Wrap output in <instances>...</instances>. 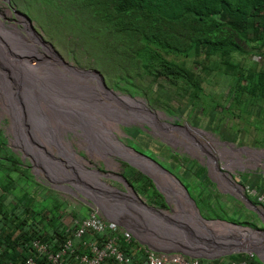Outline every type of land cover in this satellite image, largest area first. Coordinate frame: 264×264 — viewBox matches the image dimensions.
Wrapping results in <instances>:
<instances>
[{
    "label": "trees",
    "instance_id": "1",
    "mask_svg": "<svg viewBox=\"0 0 264 264\" xmlns=\"http://www.w3.org/2000/svg\"><path fill=\"white\" fill-rule=\"evenodd\" d=\"M43 1L49 5V8H53L60 3L74 4L80 16L84 20L86 19L87 25L97 28L98 34H95V38L97 41L103 43L104 46L102 45V48L105 58L111 64L114 63L113 66L116 63L117 57L122 62L119 63L120 65L116 69L118 77L115 76L114 80H123L128 84L127 87L130 88L132 87L131 82L133 77L130 76L132 72L135 76H150L159 86L155 91L151 90V94L154 95L150 99L161 104L168 114H172L171 105L168 102L173 100L179 92H182L186 96L187 102L191 105H188V107L190 106L189 112L195 117V120L198 115L200 116V114L202 115L207 112L208 117L213 116L216 113V101L214 103L212 100L213 96H216V93L209 92V90L205 92L202 85L205 76L212 74V72L230 78L234 82L232 85L229 84L225 90H228L227 98H230L235 107L240 104L244 105V103L249 105L250 102L253 103L257 99L264 98V67H252L248 69L241 62L234 59L235 53H246L247 50L242 46L243 41L246 45H250L252 42L256 43L254 46L250 45L251 48H257L264 55V0ZM5 35V31L0 25V40ZM37 55L38 52L31 54L34 59L32 61L35 65L40 66L43 61L38 60L36 58ZM263 55H261V58ZM49 62L50 65L55 64L56 67L58 66L52 57ZM13 71L16 70L12 69L11 72ZM64 75L68 81L63 86L69 95L84 98H89L91 94L97 95L98 85L96 81L81 82L69 74L64 73ZM243 82H246V84H243ZM114 85L121 87L116 82ZM22 92L24 93V89ZM108 92L111 95V92ZM112 92L114 93V91ZM32 94L35 103L32 104L28 98L25 102V107L21 110L20 104L10 97V90H8L7 86L0 87L3 110L12 113L10 114L12 122L9 129L16 133L15 144L22 146L25 142L29 143V152L36 155L41 151L32 145L37 139L34 138L31 132L39 134L42 137H49L51 129H54L55 132L61 133L58 137L59 140L55 138V144L61 153V157L69 159L70 164L77 170H74V175L77 178L91 182L90 176H88L89 171L86 167L96 168L95 164L90 163L87 158L82 159L79 157L73 150L72 141L66 139L65 136V131L73 129L74 126L68 124L66 119L60 117L61 115L57 111L59 108L52 106L49 100L38 89H33ZM114 94L127 104L141 106L149 110L147 105L141 100L131 99L128 96H121L117 93ZM62 97L65 100L59 101H62L61 103L64 104L72 102L82 103L81 100L70 99L65 95ZM9 99L13 104L14 112H12L11 107L7 106ZM58 99L61 98L58 97ZM165 103H168L170 107ZM174 106H176V110H183L181 103H177ZM116 109L122 119L136 122L137 120H141L139 112L135 109L123 107H117ZM90 110H93L102 119V129H106V125L104 124L106 118L114 116V110L110 107L96 108V106H90ZM52 113L62 121H65V123H54L50 120L48 129L42 125L41 116H50ZM23 114L24 118L28 120L26 127L30 128L31 132L27 130L23 132L18 129V127L20 128L18 121L21 122ZM158 114L163 115L160 112ZM183 127L199 135L201 140L196 138L195 140L191 139L183 132H172L175 135L180 134L182 136L180 140L185 144L193 145L191 149L197 155L207 154V162L210 168H213V172L217 179H219L220 184L222 186L230 185L241 195L240 186L230 179V174L228 172H216L215 167L216 160L220 161L221 155L224 156L223 159L225 160L226 157L232 154V149L228 150L227 147L217 148L216 146L221 144L220 141L211 137L205 131L194 129L189 124H185ZM128 131L133 139L139 135V129L137 130L136 127L128 128ZM206 135L210 139H207ZM74 136L84 137V140L81 141L86 143L85 148L89 152V156L95 158V160L99 158L110 162L112 168L116 164H120L115 159L116 156L102 155L93 144L89 146V142L85 140L83 131L78 132L74 130ZM145 137L150 138L147 134ZM142 145L148 149L152 145V142L147 141L142 143ZM48 150L50 151L51 149L48 148ZM165 154L168 157L175 154L177 158L181 157L178 153L167 152ZM184 159L196 162L194 159ZM37 160L41 161L39 157H37ZM39 161H37L38 165L40 164ZM126 165L129 169L122 172V175L129 181L134 190L149 203L167 208L168 205L163 195L155 188L151 178L138 169L128 164ZM179 167L182 171L177 173L180 175L194 174V176L199 178L200 176L207 178L205 168L197 163L195 165H188L186 168H183L181 165ZM0 168H3V166ZM52 174L54 177L59 175L60 178H63V181L75 184L80 190L84 187L78 184L68 167L65 169V175L62 173ZM98 174L100 177L102 176L101 173L98 172ZM103 174H108L104 179L108 177L121 179L119 174L114 171ZM0 175H2L0 176V264L8 260H13L14 264H21L22 259L32 255L31 241L33 238H40L42 241L49 243L53 249H56L62 239L66 238V233L63 230L64 226L71 225L67 216L72 215L80 218L79 212L73 211L60 214L59 212H63L65 206L63 207L60 204L62 201L48 193L54 203L52 209H45L43 211L45 214L43 216L41 214L42 211H34L29 208L32 199L28 197L26 191L20 197L16 193H12L13 190L6 191L11 185L14 186V182L9 180L12 177L7 173ZM26 175L22 178L21 176L16 177L21 179L30 177V185L38 183L30 173ZM225 181H229L231 184H225L227 183ZM256 183H258L259 187H262L259 179H256ZM256 183L254 184L257 185ZM69 188L61 187L64 190ZM8 195L15 198V200H11L15 201L14 207L10 204L11 201H7ZM17 201L24 204V210H21V207L17 205ZM17 206L18 209H16ZM173 209L175 210V208ZM202 215L211 218L207 213H202ZM242 224L250 225L247 222H242ZM55 237L58 238L56 242L53 241ZM140 246L137 241H134L132 245H127L125 242L121 243V249L136 264H140L138 259L139 253L136 251ZM231 256L230 259H241L247 257V254L238 253ZM223 258L221 257L211 262L220 264ZM254 259L256 264H262L257 257H254ZM203 260L210 262L207 259Z\"/></svg>",
    "mask_w": 264,
    "mask_h": 264
},
{
    "label": "rangeland",
    "instance_id": "2",
    "mask_svg": "<svg viewBox=\"0 0 264 264\" xmlns=\"http://www.w3.org/2000/svg\"><path fill=\"white\" fill-rule=\"evenodd\" d=\"M12 2L14 4H12L10 0L9 2L8 0H0V25L6 33L3 38H12L13 41H11V48L14 50V52L16 51L15 54H17L23 64L31 72L37 71V68L40 67L39 65H35V63L32 61L34 59L31 56V54L37 53L36 45L38 43L31 38L27 31L26 34H23L19 30L21 26L19 25V23L22 22L21 17L24 18L25 16H23L21 13H18L17 10L26 15L25 19H28L30 25L35 28V32H37L40 38L44 39L47 44L51 43L54 46L53 47L51 45L52 48L54 50H58V53L64 59L74 64H81L79 65V67L76 65L74 66L83 71L93 70V67H88L89 65H93L98 70V72H96L95 74L99 75L106 88L114 90L115 93L121 96L130 95L131 93V95L135 98H140L145 102L148 108L163 114V117L159 119L160 121H167L171 124H190L191 126H195L196 128L209 133L211 137L216 138L219 141L220 139L223 140V138L234 140V137H237V142L234 143V146L242 147L246 146L245 144H247V146H255L257 147V149L261 150V145H263L264 143V110L260 114L258 112L259 108L257 107L256 109H254V112H250L248 111L249 108L244 106L246 103H244V105L240 104L236 106V108L235 104H233L230 98H227L226 95L228 94V90L226 91L225 89L229 84L232 85L234 83L230 80V78L220 76L216 72H212V74L205 76V80L202 83L205 92L209 90V92L216 93V96H213L212 100L214 101V103L216 101V113L213 116L208 117L207 112L202 115L200 114V116L198 115L197 119L195 120V117L189 114V107L191 105L187 102V98L182 92H179L173 100L168 102L171 107L168 103H165L172 110V114H168L164 108L150 99V97L154 95L151 94V90L155 91L159 88L158 83L155 82V80H153L150 76H135L132 72L130 74V76L133 77L131 82L132 87L130 88L127 87L128 84L123 80H114L115 76H117L116 69L118 68V65H120L119 63L122 62L119 61L120 59L117 57L116 63L113 66L114 63L111 64L110 61L105 58V54L102 48L103 43L97 41L95 38V34H98L97 28L95 26L89 27L87 25L86 19L84 20V18L80 16V13L77 12L78 10H76L74 4L60 3L53 8H49V5H47V3L43 0H24V6L21 5L20 0H14ZM5 25L8 27L11 26V28H7ZM23 26L25 27L24 24ZM48 40L50 41V43ZM255 44L256 43L252 42L250 45L254 46ZM250 45H246L243 41L242 46L247 51L243 54L235 53L234 59L241 62L248 69L252 67L263 66L264 55L260 53L257 48H251ZM2 55H4L3 50ZM260 55H263V61H261L262 63L259 62ZM0 60L3 62V64H0V68H3L4 59L0 58ZM6 61V65L9 67L8 72H11L12 69L18 70L16 59H14L13 56L9 55ZM9 64L12 66H10ZM69 64L73 65L71 63ZM57 67L55 64L50 65L49 72L55 77L61 87L51 85L53 89H56L54 92H51V94L58 101L65 100L62 97L63 95L69 97L70 99L80 101L79 98L81 96H71L67 93L66 89H64L63 85H65L66 81H68L66 76L64 75V73L69 74L67 70L64 71L59 66ZM119 73L121 74V72ZM44 78L45 75L42 74L40 80L42 81ZM2 82L9 83V79L7 77H2L0 83L2 84ZM115 82L121 87L115 86ZM243 84H246V82H243ZM104 93L105 95L110 96L107 90H105ZM221 95L222 97H220ZM58 97H60L61 99H58ZM223 99H226V101ZM87 100L94 102L98 107H110L112 110H114V116L106 118V121L104 123L106 125V129L105 135H103V137L105 138L106 142L109 136L115 138L112 135V133H114L117 135L116 137L127 146L133 148L137 152L143 153L157 160V162H159L165 169H167L174 175H177L182 180L184 185L187 187L191 197L195 201L198 209L202 213L206 212L209 217H218L234 223L242 224V222H247L250 223V226L253 228H264V221L261 219L259 213L255 210L256 208H248L240 200L228 197V202H231L232 205L229 207H221V200L225 198L224 194L226 191L232 192L238 197H240L241 195H239L238 191H234L230 185L222 186L218 181L215 173L213 172V168H210V165L207 162L208 155H197L194 150L191 149L193 148V145L185 144L184 142L180 141V139L182 138L180 134H176L175 137H173L172 135H167V131L156 128L154 123L150 121L146 115L145 117L141 114V120H137V122L128 121L124 118L122 119L117 113L116 106L108 101L99 89L96 96L91 94L90 97L87 98ZM30 102L32 104L35 103L34 99H30ZM221 102L223 105L221 104ZM177 103H181V107L184 111L179 109L176 110V106L174 105H177ZM1 104L2 102L0 96V165L3 166V168H0V174L7 173L12 177L9 180L14 182V186L11 185L6 189V191L13 190L12 193H16L18 197L23 195L24 191H26L28 197L32 199V203L29 204V208L33 209L34 211H42L41 214L43 216H45L43 211L45 209H52V205L54 203L48 193L55 196L56 198L63 199L60 203L63 207L66 205L69 207V205L72 204L73 199L77 200L78 202H82V200L80 199V197H82L81 195L64 192L59 188L62 184H68L70 186V183H68L67 181H63V178H60L59 175H56V177H54L53 175V178L55 179H53V181H50L47 178V171H45L44 167L42 166L41 169L37 164V157L31 152L23 149V147L15 144L14 140L16 139V133L9 129V126L12 122L10 113H7L5 110H3ZM188 105L190 106L188 107ZM7 106L11 107L12 112H14L13 104L10 99L7 103ZM235 108L238 111L235 110ZM138 112L141 113L140 111ZM50 120L54 123H65V121H62L53 113L50 116H41L42 125L48 129ZM94 123L96 125L99 124L97 121H94ZM126 125L143 127L145 129L144 131H146V134L150 138L145 137L146 134L140 132L135 139H132L127 134V132L124 131V127ZM22 128H24V126L21 127V129ZM74 130L78 132L82 131L80 127H74L73 129L66 130V139H70V141H72L71 144L73 149L77 153L81 154V156L84 155L87 159L94 163L96 169H100L102 172L114 171L118 174H122V172H125L129 169L126 163H123V161L118 157H116L115 159H117L120 164H116L112 168L110 162L101 160L99 158L95 160V158L89 156V152L85 148L86 143L81 141L84 140V137L74 136ZM31 131L32 130L30 129V132ZM171 131L174 130H170V132ZM54 133L55 135H53ZM31 134L34 136V138L37 139V141L32 145L37 147L41 152L50 153L53 156L57 154L61 157V153L55 144V138L58 139L61 133L55 132L54 129H51V134L49 137H42L39 134L32 132ZM83 134L86 141H88L89 139L93 143V140L90 136H88L84 132ZM52 136L54 137L53 139ZM188 137L201 140L199 135H196L192 131H188ZM205 137L207 139H210V137H208L207 135ZM147 141L152 142V145L148 149L142 145V143ZM230 146L233 145L231 144ZM43 147L45 148L43 149ZM216 147L220 148L219 145ZM48 148H50L51 150L49 151ZM169 148L174 150L175 152L177 151L179 155H181V157L177 158L176 156H172L171 159L166 156L165 153L170 152ZM241 155L243 157H246L243 153H241ZM184 158L198 160L201 165L207 167V174L212 179L213 183L215 182V185L209 183L210 187H207L205 183L200 179L202 178L201 176L200 178L194 175H192V177H185L178 174L182 171L179 167L180 164H184L185 166L192 164L191 161L185 160ZM260 161L264 163V157H261ZM62 165V169H66L68 167V165L66 164L62 163ZM221 170L228 173L237 171H239L240 173H250V171H254L253 168L245 166L241 168L236 167L233 170L222 167ZM256 170H258V172H264V166L258 165ZM27 173H30L33 179H35L39 183L30 185V177H27V179H21L23 176H27ZM234 174L236 177H238L236 173ZM16 176H21V178H18ZM245 178L247 177H242V179ZM105 181L118 188H125L124 184H122V182L119 180L108 177L107 179L105 178ZM51 183L56 185V187H54ZM213 188H215L216 191H213ZM11 200H15V198L11 195H8L7 201L9 202ZM143 200L149 205H152L154 207L157 206L153 203H149L144 198ZM14 202L15 201L10 202L12 207L15 206ZM17 205L21 207V210L25 209V206L24 204H22V202L18 203ZM169 205L172 208L175 207L174 203H170ZM77 208L80 214V218L83 217L85 215L84 206H80ZM159 208L166 209L163 207ZM16 209H18V206L16 207ZM257 209H259L260 211V208L257 207ZM231 255L233 254L223 256V261H227L228 259H230L232 257Z\"/></svg>",
    "mask_w": 264,
    "mask_h": 264
},
{
    "label": "water",
    "instance_id": "3",
    "mask_svg": "<svg viewBox=\"0 0 264 264\" xmlns=\"http://www.w3.org/2000/svg\"><path fill=\"white\" fill-rule=\"evenodd\" d=\"M19 76L25 85L24 88L30 89L33 86L34 79L30 74L20 72ZM36 84L41 85L48 92L56 90L51 85L60 86L53 75L47 77V72L45 73V78L40 83L36 80ZM13 85L11 83V86ZM31 96L34 98L33 94ZM11 98L21 103L18 97ZM19 125L20 128L18 127V129L20 131L24 132L27 130L30 132L26 127L28 120L24 118V114L22 115L21 122L18 123ZM23 126L24 128L21 129ZM28 145L29 143L25 142L21 147L29 151ZM133 151V155L125 151L118 153L121 154L123 161L148 175L159 192L163 194L153 176L154 173L158 172L157 169L160 172L169 174L173 181L184 190L182 191V198H180L178 207L174 210L172 207L162 209L149 205L140 198L133 186L125 178L121 177L122 180L120 179L125 187L121 189L106 182L104 180V177H107L106 175L101 179L98 171L95 170L92 174L93 178L91 182L83 184L84 187L81 188L82 192L75 184L73 185L77 190L86 195L88 200L99 207L103 217L126 228L140 244L154 250H176L207 260H214L225 255L240 252H254L260 261L264 263V235L263 241L257 242L253 238L254 235L245 236L240 231V229H251L264 233V228H253L219 218L209 219L203 217L195 201L189 195L187 188L174 174L166 170L155 159L136 150ZM106 152L109 153L107 150ZM36 157L40 158L41 161L37 160L40 162L39 166L41 169L43 166L45 171H47V178L50 181H53L52 173H64L63 171L61 172L63 168L62 163L68 165L67 160L52 158L50 153L39 152L38 155L36 154ZM71 189L73 188L66 190L74 193ZM183 193L185 194V200ZM165 200L169 204L166 197ZM210 221L226 222L232 225L234 229H230L226 234L217 232L213 224L209 223Z\"/></svg>",
    "mask_w": 264,
    "mask_h": 264
},
{
    "label": "built area",
    "instance_id": "4",
    "mask_svg": "<svg viewBox=\"0 0 264 264\" xmlns=\"http://www.w3.org/2000/svg\"><path fill=\"white\" fill-rule=\"evenodd\" d=\"M258 200L264 205V196H259ZM67 218L71 225L64 226L66 238L57 248L53 249L40 238H33L32 255L23 259L21 264H136L121 249V243L132 245L137 240L127 229L106 220L96 206L90 205L86 216L82 218L72 215ZM57 240L55 237L53 241ZM140 245L136 250L140 264H214L211 262L213 260L206 262L203 258L181 251H159ZM246 254L247 257L241 259H221L220 264H256L255 254Z\"/></svg>",
    "mask_w": 264,
    "mask_h": 264
},
{
    "label": "clouds",
    "instance_id": "5",
    "mask_svg": "<svg viewBox=\"0 0 264 264\" xmlns=\"http://www.w3.org/2000/svg\"><path fill=\"white\" fill-rule=\"evenodd\" d=\"M11 1V3L12 4H14L12 1H14V0H10ZM8 2H9V0H8ZM20 2H21V5L22 6H24L25 5V2H24V0H20ZM17 3V2H16ZM17 12L18 13H21L23 16H25L26 17V15L24 14V13H22V12H20V11H18L17 10ZM24 17V18H25ZM27 21H28V19H26ZM29 22V21H28ZM19 25H21L20 26V31L23 33V34H26V30H25V27L23 26V23L22 22H20L19 23ZM18 25V26H19ZM6 26V25H5ZM32 28H33V30L34 31H36L35 30V28L32 26V25H30ZM7 28H11V26H6ZM36 34H37V32H35ZM40 37V36H39ZM47 39H49V38H47ZM11 41H13L12 40V38L11 37H5V38H2L1 40H0V58L1 59H4V66H3V68H0V80H2V77H7L8 79H9V83H3L2 82V84L0 83V87L1 86H7L8 88H9V90H10V97H18L20 100H21V103H19V101L17 102V100H15L17 103H19L20 104V108H21V110H23V108H24V105H25V102H26V100L29 98V99H31V100H33L34 98H32V96H31V94H32V90L33 89H36L35 88V86L37 85L36 84V80H38V79H40V77H41V75L43 74V75H45V73L47 72V77L49 76V77H51V75L52 74H50V72H49V67H50V62H49V60L51 59V54L49 53V50H48V52H45V50L43 49V46L41 45V44H37L36 45V50H37V52H38V55L36 56V58L38 59V60H40V61H43V63L40 65V67L37 69V71H35V72H33V73H30V75H31V77L34 79V82H33V86L32 87H30V89H26V88H24L25 87V85H24V83H23V81H22V79H21V77L19 76V73H20V71H13V72H8V69H9V67L6 65V60H7V56L8 55H10V53H15L13 50H12V48H11ZM40 41L41 42H43L44 44H46V46H48V48L49 49H51L61 60H63L66 64H68V65H70L69 63H71V64H73V65H70V66H72V67H74V68H77L76 66H78L79 67V65H81V64H74V63H72V62H70V61H68V60H66V59H64L59 53H58V50H54L53 48H52V44L50 43V41H49V43L50 44H47L46 43V41L44 40V39H42V38H40ZM52 45V46H51ZM54 47V46H53ZM2 50H3V52H4V55H2ZM67 61V62H66ZM261 61H263V57L261 58V55L259 56V62H261ZM256 62V61H255ZM0 64H3V62L0 60ZM74 65H76V66H74ZM88 67H93L94 69L93 70H85V71H91V72H94V73H96V72H98V70L93 66V65H89ZM78 69V68H77ZM78 70H80V69H78ZM81 71H83V70H81ZM11 83H13L14 85L13 86H11ZM104 83V82H103ZM37 87V86H36ZM106 87V86H105ZM24 89V93L22 92V90ZM108 89V88H107ZM109 90H111V89H109ZM111 91H114V90H111ZM114 93H115V91H114ZM129 93V92H128ZM227 95V94H226ZM122 96H125V95H122ZM126 96H128V97H130L131 99H137V100H141L140 98H135L134 96H132L131 95V93H130V95H126ZM224 100H226V99H224ZM141 101H143V100H141ZM144 102V101H143ZM145 103V102H144ZM159 106H161L162 108H164L161 104H159L158 102H156ZM226 104V103H225ZM224 104V105H225ZM234 104V103H233ZM223 105V104H222ZM1 106H2V108H3V105L1 104ZM149 110H150V112H152L153 113V116L152 117H149V113H147V112H145V111H143L142 109H139V111L141 112V113H139V115H141L142 114V116H147V118L150 120V121H152L153 123H154V125L156 126V128H160V129H162V130H164V131H167V135H172L173 137H175V134H174V132H170V130H168L169 128H173V127H182V126H185V125H181V124H178V123H176V124H171V123H169V122H167V121H160L159 119L161 118V117H163V115H161V114H158V112L157 111H154V110H151L150 108H149ZM235 110H237L236 108H235ZM6 111V110H5ZM238 111V110H237ZM7 112V111H6ZM7 113H10V112H7ZM156 114V115H155ZM189 114H190V112H189ZM145 116V117H146ZM159 118V119H158ZM159 120V121H158ZM94 123V122H93ZM190 125V124H189ZM191 126V125H190ZM132 127H136L137 128V130L139 129V133L140 132H143L144 134H146V131H144L145 129L143 128V127H141V126H135V125H130V126H128V125H126L125 127H124V131H126L127 132V134L131 137V135H130V132L128 131V128H132ZM192 128H194V129H197V130H201V129H198V128H196L195 126H191ZM82 130V129H81ZM104 130V132H105V129H103ZM89 133H90V131H88ZM109 133H111V132H109ZM91 134V133H90ZM53 135H55V133L53 134ZM112 135L116 138V140H118V141H120V142H122L121 140H119L116 136V134H114V133H112ZM110 137V136H109ZM54 137L52 136V139H53ZM132 138V137H131ZM133 139V138H132ZM220 139V138H219ZM98 140L100 141V140H104L105 142H106V140H105V138L102 136L101 138H99L98 137ZM181 141V140H180ZM219 141V140H218ZM88 142H89V146H92V141L91 140H89L88 139ZM101 142V141H100ZM235 142H237V137L235 138L234 137V140H229V139H225V138H223V140L222 139H220V149L222 148V146H224V147H229V144H232L233 146L235 145L234 143ZM110 144V143H109ZM246 146H242V147H236V146H234V147H236V148H243V147H245V148H247V149H252V150H259V149H257V147H255V146H247V144H245ZM112 146V150L114 151V152H120L121 150H119V149H117L116 147H114L113 145H111ZM124 147H126V148H128L131 152H134L133 150V148H131V147H129V146H127L126 144H125V146ZM168 148V147H167ZM261 149V148H260ZM74 150V149H73ZM169 150H170V153H178L177 151L175 152L174 150H172V149H170L169 148ZM74 152L79 156V157H81L82 159L83 158H86L84 155H82L81 156V154H79V153H77L75 150H74ZM209 153L210 154H212V152L211 151H209ZM243 154H245V156L246 157H243L242 155H241V157L243 158V159H247L249 156H251V154L250 153H247V152H242ZM143 154V153H142ZM38 155V154H37ZM176 155V154H175ZM174 155V156H175ZM178 155H179V153H178ZM36 156V155H35ZM50 156L52 157V158H61L60 156H58L57 154L55 155V156H53L52 154H50ZM115 156V155H114ZM179 156H181V155H179ZM262 157V155L261 156H259V160H260V158ZM169 158H171L172 159V156H170ZM63 159H65V160H67L68 161V165H69V159L68 158H63ZM122 160V159H121ZM90 161V160H89ZM123 161V160H122ZM157 161V160H156ZM90 163H92L91 161H90ZM123 163H126V164H128V165H130L129 163H127V162H125V161H123ZM159 163V162H158ZM179 163V162H178ZM191 163L192 164H199V165H201V163L200 162H198V160H196V162H192L191 161ZM160 164V163H159ZM183 168H186L187 166H185L184 164H180ZM189 165H191V164H189ZM258 165H262L263 166V163L260 161L259 162V164ZM258 165H256V166H253V165H251V164H248V166H246V167H250V168H253V170L254 171H250V173H240L239 171H237V172H232V173H229L230 174V179L234 182V183H236L237 185H239L240 186V188H241V196L240 197H238L236 194H234V193H232V192H229L231 195H232V197L234 198V199H237V200H240V201H242L243 203H244V205L246 206V207H248V208H252V209H255L258 213H259V215H260V217H261V219L264 221V205L258 200V197L259 196H264V193L262 192V190H261V188L263 189V187H259V185H258V183H256V179H259V181L261 182V177L264 175V172L263 171H261V172H258V170H256V168H257V166ZM84 166H85V164H84ZM130 166H132V165H130ZM201 166H203V165H201ZM86 167V166H85ZM133 167V166H132ZM204 168H205V170H206V176H207V178H200L204 183H205V185L207 184V187L209 186L210 187V185H209V183H211L212 185H215L214 183H213V181H212V179L208 176V174H207V167H205V166H203ZM220 167H221V169H222V167H224V166H222L221 165V162L219 161V160H216V172L217 171H220V172H226V171H223V170H221L220 169ZM236 167H238V166H236ZM236 167H233V169L234 168H236ZM135 168V167H134ZM226 168H228V167H226ZM238 168H241V167H238ZM86 169L89 171V173H88V176H90V180H92V174H93V172L95 171V170H97L99 173H101L102 174V176L100 177L101 179H103V176L104 175H106V176H108V174H103V173H107V172H102L100 169H96V168H87L86 167ZM230 169V168H229ZM232 169V170H233ZM167 170V169H166ZM64 172V173H62V174H64L65 175V169H61V172ZM140 171V170H139ZM141 172V171H140ZM234 173H236L237 175H238V177H236L235 176V174ZM144 174V173H143ZM173 174V173H172ZM245 174H249L248 175V177L247 176H245ZM146 175V174H145ZM194 175V174H193ZM119 176L120 177H123V178H125L121 173H119ZM148 176V175H147ZM176 176V175H175ZM67 177V176H66ZM177 177V176H176ZM185 177H192V175H186ZM242 177H247L248 178V180H246L247 178H245V179H242ZM111 178V177H110ZM178 178V177H177ZM250 178L253 180L252 182H250L251 180H250ZM107 179V178H106ZM113 179H115V178H113ZM126 179V178H125ZM179 179V178H178ZM105 180V179H104ZM116 180V179H115ZM118 180V179H117ZM122 180V179H121ZM121 180H119V181H121ZM127 180V179H126ZM152 180V179H151ZM180 180V179H179ZM128 181V180H127ZM218 181H219V179H218ZM241 181V182H240ZM248 181L250 182V183H248ZM68 182V181H67ZM129 182V181H128ZM152 182H153V180H152ZM180 182L184 185V183L180 180ZM217 182V181H216ZM225 182H227L228 184H231L229 181H225ZM39 183V182H38ZM68 183H70V182H68ZM154 183V182H153ZM254 183H256L257 185H255ZM41 184V183H40ZM52 184V183H51ZM71 185L69 186L68 184H62L61 185V187H70V188H73V189H71L72 191H74V193H72V192H70V193H72V194H78V195H81L82 197H80V199L82 200V202H78L77 200H74L73 199V202H72V204L73 203H75V204H82V205H85V206H96L98 209H99V207L96 205V204H94L92 201H90V200H88L87 199V197H86V195H84L83 193H81L80 191H78L76 188H75V186L72 184V183H70ZM217 184V183H216ZM218 184H219V182H218ZM54 187H56V185H54V184H52ZM155 185V184H154ZM185 186V185H184ZM61 187H59L60 189H61ZM186 187V186H185ZM58 188V187H57ZM156 188V187H155ZM187 188V187H186ZM220 188V187H219ZM157 189V188H156ZM62 191H64V192H69V191H67V190H64V189H61ZM158 190V189H157ZM188 190V189H187ZM234 191H237L235 188L233 189ZM159 191V190H158ZM213 191H216V189L215 188H213ZM137 193V192H136ZM161 193V192H160ZM239 193V192H238ZM138 194V193H137ZM162 194V193H161ZM139 195V194H138ZM163 195V194H162ZM189 195H190V193H189ZM240 195V194H239ZM191 196V195H190ZM163 197H164V195H163ZM142 200H143V198L142 197H140ZM240 198H242V199H240ZM58 200H60V201H62L63 199H61V198H57ZM164 199H165V197H164ZM144 201V200H143ZM166 201V200H165ZM167 203V202H166ZM71 205V204H70ZM69 205V206H70ZM168 205V207L166 208V209H168L169 207H170V205L169 204H167ZM197 206V205H196ZM156 207V206H155ZM242 207V206H241ZM257 207L258 208H260V211H259V209H257ZM157 208H159V207H157ZM200 211V210H199ZM261 211H262V213H261ZM65 212H69L68 211V206L66 205L65 206V208H63V212H59L60 214H63V213H65ZM88 212V211H87ZM87 212H86V214H87ZM99 212H100V209H99ZM200 213H201V215H202V212L200 211ZM203 213H206V212H203ZM100 214H101V212H100ZM102 215V214H101ZM103 216V215H102ZM203 216V215H202ZM204 217V216H203ZM105 218V217H104ZM205 218H208V217H205ZM212 218V217H211ZM214 218H218V217H214ZM106 219V218H105ZM210 219V218H209ZM219 219H222V218H219ZM107 220V219H106ZM222 220H224V219H222ZM109 221V220H108ZM110 222H112V221H110ZM231 222V221H230ZM239 224V223H238ZM119 225V224H118ZM242 225H245V224H242ZM121 226V225H120ZM245 226H250V225H245ZM251 227V226H250ZM124 228V227H123ZM256 228V227H255ZM126 229V228H125ZM176 251V250H175ZM240 253H247V252H240ZM254 253V252H253ZM236 254H238V253H236ZM255 254V253H254ZM255 257H257L256 256V254H255ZM221 258V257H220ZM258 258V257H257ZM259 259V258H258ZM23 260V259H22ZM260 260V259H259ZM13 262V264L15 263L13 260H8V261H5L3 264H5V263H8V262ZM262 264H264L263 262H262Z\"/></svg>",
    "mask_w": 264,
    "mask_h": 264
},
{
    "label": "bare ground",
    "instance_id": "6",
    "mask_svg": "<svg viewBox=\"0 0 264 264\" xmlns=\"http://www.w3.org/2000/svg\"><path fill=\"white\" fill-rule=\"evenodd\" d=\"M21 21L25 25V29L28 32V34L31 36V38L35 40L38 44H41L45 52H48L49 50V53L51 54V57L56 62V64L64 71L67 70L69 75L73 76L74 78H76L78 81H81V82L96 81L100 92L104 95V97L108 101L114 104L116 108L117 107L132 108V109H135L137 112L139 111V109H142L143 111L149 113L148 114L149 117L153 116V114L148 109L141 107V106H133V105L127 104L125 101L118 98L111 90L105 87V85L103 84L98 74H95L91 71H81V70H78L77 68H74L66 64L51 49H49L48 46H46V44L40 41L39 35L35 33L33 28L30 26V23L25 18L21 17ZM10 55L13 56L14 59H16L18 70L20 72L26 73V74L33 73L23 64V62L20 60L17 54L10 53ZM37 81L40 83L41 80L38 79ZM36 86L35 88L38 89L49 100L52 106L59 108L57 111H59L61 115L59 116L61 118L66 119L68 121V124L74 127H80L85 134H87L88 136L92 138L94 147L98 149V151L102 155H105V156L115 155L116 157L120 159L122 158L121 154H119L118 152H114L112 150L111 145H113L114 147H116L117 149L121 151H125L129 154L132 153L131 155H133V152H131L128 148L124 147L125 144L123 142L116 140V138L108 137L107 142H105L104 140H100L101 141L100 142L98 140V137L101 138L103 135H105V132L102 129V119L93 110H90V106H96L94 102L87 100V98L80 97L79 99L82 100V103L72 102L69 104H64V103L59 102L51 94V92H48L47 90H45L43 87H41V85H36ZM105 90L110 91L111 95L110 96L105 95L104 93ZM96 108H99V107L96 106ZM94 121H97L99 124L96 125L95 123H93ZM168 130L183 132L188 135V129L185 127L175 126L173 128L172 127L169 128ZM88 131H90L91 134ZM230 149H233V146H231ZM106 150L109 151V153H107ZM215 167H216V163H215ZM68 168L70 169L73 175H74V170L77 171L70 163L68 165ZM157 171H158L157 173L153 174V176L156 179L157 185L162 190L169 204L174 203L175 207L173 208L176 209L178 207V203L180 202V198H182V191L184 190L173 181V179L169 176V174H166V172H160L158 169ZM75 178L80 186L83 185L85 182L87 183L86 180H82L80 178H77L76 176ZM183 198L184 200L186 199L184 193H183ZM209 223L213 224V227L216 229L217 232H221L224 234H226V232H229L230 229H234L232 225L226 222L210 221ZM240 231H241V234L245 236L254 235L253 238L257 242L263 241L264 233H259L251 229H240Z\"/></svg>",
    "mask_w": 264,
    "mask_h": 264
},
{
    "label": "crops",
    "instance_id": "7",
    "mask_svg": "<svg viewBox=\"0 0 264 264\" xmlns=\"http://www.w3.org/2000/svg\"><path fill=\"white\" fill-rule=\"evenodd\" d=\"M262 63V62H260ZM259 67H264L263 66H259ZM258 68V67H257ZM224 100V99H223ZM248 104H246V107H248V111L250 112H254V109H256L257 107L259 108V113L261 114L262 111L264 110V98L263 99H257L255 102H250L249 105L247 106ZM247 110V109H246ZM256 114V113H255ZM183 127V126H182ZM231 144H229V147L227 148L228 150H230ZM222 148H225L224 146H222ZM242 152H247V153H250L251 156H249L247 159H243L241 157V153ZM264 157V143L263 145H261V150H252V149H247L245 147L243 148H236L233 146V149H232V154H230V156L226 157V159L224 160L223 159V155H221V158H220V161H221V165L224 166V167H228L230 169H233V167H243V166H248V164H251L253 166H256L259 164L260 160H259V156ZM263 166H264V163H263ZM249 174H245V176L248 177ZM248 180V178L246 179ZM250 182H252L253 180L250 178ZM248 181V183H250ZM261 183H262V192L264 193V175L261 177ZM225 198L221 200V203H222V206L221 207H229L231 206V202H228L229 198L228 197H232V195L226 191L225 194H224ZM233 198V197H232ZM80 206H84L85 208V214L86 212L88 211L89 207L88 206H85V205H82V204H75L73 203V205L71 204L69 207H68V211L69 212H73V211H78V208L77 207H80Z\"/></svg>",
    "mask_w": 264,
    "mask_h": 264
}]
</instances>
